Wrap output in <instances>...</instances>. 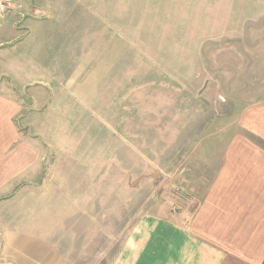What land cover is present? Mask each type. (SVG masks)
<instances>
[{
    "label": "rangeland",
    "instance_id": "1",
    "mask_svg": "<svg viewBox=\"0 0 264 264\" xmlns=\"http://www.w3.org/2000/svg\"><path fill=\"white\" fill-rule=\"evenodd\" d=\"M23 4L52 37L56 81L37 112L47 132L26 136L55 147L51 175L83 193L108 264L140 217L196 198L209 128L264 102V0H0V12Z\"/></svg>",
    "mask_w": 264,
    "mask_h": 264
},
{
    "label": "crops",
    "instance_id": "2",
    "mask_svg": "<svg viewBox=\"0 0 264 264\" xmlns=\"http://www.w3.org/2000/svg\"><path fill=\"white\" fill-rule=\"evenodd\" d=\"M35 11L0 12V264H104L88 238L83 193L51 175L55 147L26 136L47 132L37 112L56 85L52 37ZM228 118L234 124L211 126L213 141L199 147L207 156L199 170H208L196 198L140 217L108 264H264V102Z\"/></svg>",
    "mask_w": 264,
    "mask_h": 264
}]
</instances>
